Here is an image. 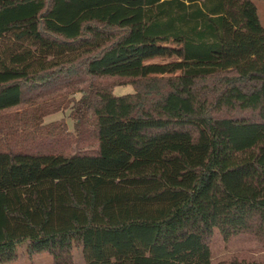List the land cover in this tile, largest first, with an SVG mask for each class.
Returning a JSON list of instances; mask_svg holds the SVG:
<instances>
[{"label": "trees", "instance_id": "trees-1", "mask_svg": "<svg viewBox=\"0 0 264 264\" xmlns=\"http://www.w3.org/2000/svg\"><path fill=\"white\" fill-rule=\"evenodd\" d=\"M256 1L0 0V264L21 243L53 264L77 246L84 264H212L215 228L264 245ZM61 73L85 84L73 132L28 95Z\"/></svg>", "mask_w": 264, "mask_h": 264}, {"label": "rangeland", "instance_id": "rangeland-1", "mask_svg": "<svg viewBox=\"0 0 264 264\" xmlns=\"http://www.w3.org/2000/svg\"><path fill=\"white\" fill-rule=\"evenodd\" d=\"M257 13L261 24L264 26V0H257ZM175 56L168 58L154 57L146 62H167L176 60ZM77 74L64 75H49L40 82L39 85H34L29 91V96L35 104L38 105L41 111L48 109L50 113L42 117V123L51 121L63 122L68 131L73 132V118L76 113L79 103L77 100L81 97L80 92L85 84L81 82ZM114 83L112 91L115 95L133 92L132 85L124 83L123 78H115L107 80ZM120 81H123L120 82ZM24 106V105H23ZM22 106V107H23ZM21 107L10 109L8 112H19ZM234 115H242V112L233 111ZM89 115V113L87 112ZM244 115V114H243ZM86 129V128H85ZM80 144L83 146L91 145L94 142L93 137L85 133ZM211 263L216 264L221 261H228L233 258L243 259L246 261H262L264 262V245L257 237L250 233H243L232 236L229 239H223L217 228L210 238ZM81 247H74L73 256L75 264H84ZM18 257L16 260L5 264H53L52 256L47 252L37 254H28L26 252V243H21L17 247Z\"/></svg>", "mask_w": 264, "mask_h": 264}, {"label": "crops", "instance_id": "crops-1", "mask_svg": "<svg viewBox=\"0 0 264 264\" xmlns=\"http://www.w3.org/2000/svg\"><path fill=\"white\" fill-rule=\"evenodd\" d=\"M167 45V44H166Z\"/></svg>", "mask_w": 264, "mask_h": 264}]
</instances>
